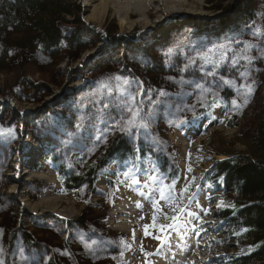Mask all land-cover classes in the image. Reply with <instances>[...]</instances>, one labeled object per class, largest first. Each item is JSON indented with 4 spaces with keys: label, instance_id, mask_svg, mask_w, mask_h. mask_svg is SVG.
Instances as JSON below:
<instances>
[{
    "label": "rangeland",
    "instance_id": "374dc122",
    "mask_svg": "<svg viewBox=\"0 0 264 264\" xmlns=\"http://www.w3.org/2000/svg\"><path fill=\"white\" fill-rule=\"evenodd\" d=\"M90 1L66 0L70 14L60 17L61 32L66 37L78 38L80 44L78 48L70 50L66 43H62L55 51L44 52L40 47L30 45L29 39H26L24 34H17L10 30L6 39L5 35L0 36V62L3 60L2 65L0 64V112L12 114L13 106L17 107L22 104L20 126L29 132L20 141L25 145L31 140L33 143L31 153L37 155L30 162L23 161L20 165L18 164L23 172L27 164L38 163V171L29 176L35 175L36 177L33 181L31 180V184L23 177L21 189L37 192L40 186L39 181L36 180H39V175H43L42 177H47L53 182L54 188L58 191L57 195L51 197L63 198L70 205L69 208L60 209L65 216L60 213L59 217L47 219L44 216L30 214L31 217L27 218V221L25 219L24 222L22 220L13 222L7 219L10 208L0 211V225H3V232L0 233V246L4 249L0 254V260H3L4 264H51L56 257L64 264H145L144 253H155L159 246V241L153 237L161 233L158 227V229L152 227L154 223L152 217L163 209L161 207L164 201L161 200V205L154 209L152 201L145 199L152 185L150 180L147 185L145 184L148 177L143 169H153L155 161L163 157L170 167L180 172L179 180L175 183L176 200L182 201L183 205L188 204L187 198L181 197V189L185 184L190 183L193 177L195 183L192 186V192L198 194V203L194 202L189 205L190 210L196 213L198 218L186 216L184 219L188 223L183 229L184 234L172 233V235L176 234L179 239H183L194 234L193 231L198 226L204 225L199 231L205 232L203 242L209 241L207 245L211 249V252L203 253L202 260H206L204 264H233L235 258L231 256H236L237 252L229 247L227 222L217 215L219 196L222 192L219 184L214 182L210 170L215 163L228 158L227 155L246 152L249 139L264 118V60L256 62V66L261 70L253 74V78L257 81V89L250 103L243 110L233 109L231 98L236 94L229 86H225L219 92L218 97L214 98L200 95L192 86L181 88L167 79L170 76L179 77L181 75L178 66L183 65L186 56L184 54L172 55L169 59L165 55L171 49L169 36L171 32H184L187 30L186 25L162 28L144 41L142 37L129 35L132 31L127 30L128 36L124 40L121 27L127 26V20L124 17L110 14L100 25L87 21V17L98 8L100 0H96L93 6H90ZM202 1L208 6L219 4L207 13L211 16H220V19L225 21L203 29L208 37L217 38L212 34L216 31H219L223 38L226 34L243 32L245 26L253 21L260 26L264 24V0ZM82 10H84L82 20L77 21L76 16ZM241 38L251 39L248 35H243ZM123 41H125L124 44ZM122 45L128 46V50L137 57L135 64L126 62L113 64V60L121 61L125 56L123 53H117V48ZM99 46H105L106 51L102 54L101 52L96 53ZM163 58L164 62H162ZM56 60L58 63L55 64ZM67 64L72 68L71 72L61 74L59 71L63 70ZM170 64L177 67H169ZM79 65H81V71L78 69ZM32 69L43 75L45 73L48 79L26 76V80L17 83L16 73ZM76 71L82 72L80 78L75 74ZM53 75H56L59 80L62 77L68 80L57 85V80H54ZM199 75L195 73L193 77V74H187L188 77L194 79H198ZM116 76L130 81L143 82L146 94L142 99L145 108L148 107V89L153 90V99L156 95L155 90L161 88L172 93L182 92L183 94L171 98L173 103L171 109L158 113L157 124L153 125L152 129L156 143L150 148L148 142L137 141L140 149L145 148L144 152L148 154L146 158L141 157L142 170L138 177L131 174L128 178L123 175L118 176L117 173H122L129 166L125 163L123 170H120L116 164H112L99 173L93 193L89 184H83L80 193L74 196L63 188L57 172L52 167L51 157L56 156L57 160L70 168L73 173L81 174L90 164L98 160L114 136L121 135L119 132H114L108 135L106 143L103 140L98 142L96 136L100 133L96 131V128H102L106 133L108 131L103 124H98L96 128L90 127L82 130L79 138H73L72 143L67 146L61 143L62 139H65L61 135L62 132L75 131L74 125L82 114L86 111L89 113L94 111L88 101L103 99L108 95L104 86L112 84L114 88L116 87L115 80H110ZM3 86L8 87L10 93L1 91ZM63 90L66 91L65 94H62ZM21 93H26L30 97H23ZM41 94L43 95L40 96ZM213 104L215 106H210ZM192 105H195L194 109ZM53 122L59 126L58 129L53 127ZM0 125L4 128L8 127L5 126L4 120H0ZM125 138L134 148L133 143L127 137ZM26 146L28 149L31 147L28 144ZM6 159L5 149L0 145V161L4 162ZM189 167L192 169L190 172ZM156 174V170L149 173V175ZM137 178L140 181L138 187L131 182L132 179ZM43 181L45 180L40 182ZM196 185L199 187L197 188ZM101 189L104 191L103 194H100ZM6 192V195L10 197L9 189ZM46 192L42 197L47 196ZM120 195L133 207L134 215L131 219L135 223L133 227L137 234L135 238L125 236L126 241L120 246H114L111 241V246L109 242H106L101 226L106 224L113 228L117 224V217L112 218L108 215L113 211L116 203H120ZM40 196L29 194L25 197H16L23 201L26 198L34 199ZM141 199L147 202L143 211L137 207ZM153 199H158V192L153 193ZM99 200L102 201L101 206L90 208L89 201L94 203ZM141 211L142 214H140ZM103 213L107 216H103ZM82 217L85 220L82 226L69 224L74 219ZM136 221L139 224H136ZM50 222L55 228L63 227L64 231L55 233L56 229H50L47 226ZM145 225L149 226L147 230L150 234L147 236L144 234ZM81 234L84 239H81ZM96 235L99 236L98 243L104 250L99 252V258L86 256L85 241L96 240ZM54 237L55 240H53ZM127 240L136 245L135 250L129 248ZM142 247L144 251H141ZM171 247L165 248L162 255L150 256L147 259L152 264H172L174 255L168 256ZM20 249H23L24 256L28 260L19 258Z\"/></svg>",
    "mask_w": 264,
    "mask_h": 264
},
{
    "label": "snow or ice",
    "instance_id": "6c2138e0",
    "mask_svg": "<svg viewBox=\"0 0 264 264\" xmlns=\"http://www.w3.org/2000/svg\"><path fill=\"white\" fill-rule=\"evenodd\" d=\"M243 35H248L251 39H242ZM195 52L194 55H186L184 57L183 65L178 66L181 75L179 77H167L169 81L180 86H192L196 89L200 95L218 97L219 92L229 86L231 90L236 94L231 98V106L233 109L243 110L248 106L251 98L255 94L257 89V81L253 78V74L259 72L261 69L256 66L257 61L264 60V29L260 25H257L254 21L249 22L245 26V30L239 33L226 34L222 41L218 40L215 43L207 42L193 46ZM255 53V54H254ZM11 54V53H9ZM169 59L174 55V50L169 49L165 54ZM169 67H177L176 65H169ZM199 73V78L194 79L188 77L187 74ZM235 73V75H232ZM115 80L116 87L112 84L104 86V90L108 95L104 96L103 99L90 100L88 103L92 106L94 111L91 113L84 112L78 122L74 125L75 131L69 132L65 130L61 133V143L67 146L72 143L73 138H79L82 130L88 128H96V125L103 124L104 128L107 129V133L102 128H96V131L100 135L96 136V140L99 142L103 140L107 142L108 135L114 132H119L122 136L127 137L134 145L133 152L136 155L130 156L125 163L129 166L122 173L117 175H123L128 178L129 175L139 176L141 172V157L138 153L141 151L137 145V141H145L149 143V146L156 143L153 139V125L155 124L158 113L162 110L171 109L173 107L172 97L181 96L182 92L172 93L163 88L155 90V98L152 97V89L147 90L148 96V107H144V100L142 97L145 96V90L143 89V82L138 80H127L122 77L116 76L110 78ZM237 81L239 83L237 84ZM121 88L123 89L121 91ZM201 103V101H198ZM210 106H215L210 105ZM193 109L195 105L191 106ZM53 127L58 129V125L53 122ZM16 130L13 126L4 128L0 126V137L7 139L16 138ZM154 151V148H152ZM148 180L145 181L147 185L149 180L151 181V187L148 190L145 199L152 201L153 208H157L159 202L163 200L169 205L170 211L176 214L169 216L161 210V214L164 219H169L172 222L169 224H160L159 232L161 235L154 236V239L159 241V246L155 253L145 252V264H152L147 258L150 256H160L163 254L164 249L170 247L172 233L183 235V229L187 225L186 216L198 218L196 213L190 210L189 205L196 202L198 203V194L192 192V186L195 183V178L188 184H185L184 188L181 189V197H186L188 204H174L176 200L175 196V179L169 184H165L164 181L167 179L163 175H149L155 171V169H143ZM188 171H192L191 167ZM132 184L139 186V179H132ZM198 188L199 186L196 185ZM158 192V199H153V193ZM141 194L144 195L143 191ZM223 206V202H221ZM137 207L142 208L141 204H137ZM234 207V205H231ZM205 212L207 210H204ZM153 225L156 227L155 220L156 216L152 217ZM145 236L149 235L148 225H145ZM242 231H247L243 229ZM3 229H0V233ZM199 235V232L196 233ZM235 234V233H234ZM133 238L135 233L133 232ZM81 239H84L81 234ZM103 243V242H101ZM127 246V245H126ZM104 250L98 244L95 239H89L85 241L84 251L86 256L99 258V252ZM4 251L3 247L0 246V254ZM143 250V247L141 248ZM71 255V253H68ZM122 255V253H121ZM19 258L21 260H28L24 256L23 249L19 250ZM115 259V257H112ZM0 264H4L3 260H0Z\"/></svg>",
    "mask_w": 264,
    "mask_h": 264
},
{
    "label": "bare ground",
    "instance_id": "6f19581e",
    "mask_svg": "<svg viewBox=\"0 0 264 264\" xmlns=\"http://www.w3.org/2000/svg\"><path fill=\"white\" fill-rule=\"evenodd\" d=\"M90 2V6H93V4H95L97 1L91 0ZM98 4V8L93 10L91 15L87 17V21L100 25L107 17H109L110 14L124 17L127 20V26L125 25L121 27V33L123 34L124 40H126V37L128 36L126 32L127 30L132 31L129 35H133L134 37L139 36V38L142 37V41H144L148 39V36L152 37L155 34L154 32L162 28H173L180 24L186 25L187 30L184 32H171L169 36L168 41L171 43L170 47L174 50V55H194V45L207 42L215 43L218 40L222 41L224 39L219 31L212 33L217 38L208 37L203 32V29L208 28L209 26L218 25L225 22L222 20V18L220 19V16H211L209 13H207V11L215 9L219 4L208 6L202 0H100ZM83 12L84 10H82L80 14H77V21L82 20ZM261 27L264 29L263 23L261 24ZM122 43L124 44L125 41ZM128 49V46L124 45L117 48V53H123L125 56L121 61L113 60V64H118L120 62L135 64L138 59ZM105 51V46H99L96 49V53L101 52L102 54ZM164 61L165 60L163 58L162 62ZM68 62L70 61L68 60ZM56 63H58V60L55 61V64ZM78 69L81 71V65H79ZM71 70L72 68H70L69 64H67V66L59 72L61 74H65L71 72ZM82 72L79 73L76 71L75 74H77L78 78H80L82 76ZM26 76H32L34 78L44 80L48 79L45 73L43 75L35 71V69H32L31 71L27 72L16 73L17 83L21 82L22 80L24 81V79L26 80ZM53 78L54 80H57V85H60L62 82L68 80V78L67 80L63 79V77L59 80L57 79L58 77L56 75H53ZM1 91L10 93V89L6 86H3ZM65 93L66 91L63 90L62 94ZM21 95L26 98L30 97V95L26 93H21ZM42 95L43 94L40 96ZM13 107L14 109L12 114H2V112H0V120L5 121V126L9 127L11 125L16 130L15 139L0 137V145L3 146L7 155V159L4 162L0 161V211H5L6 209L10 208L11 210L7 216V219H11L10 221L13 222L17 220H22L24 222L25 219L27 221V218L31 217L30 214L40 217L44 216L47 219L59 217V214L63 213L60 211V209L69 208L70 205H68V203H66L63 198L51 197L52 195H57L58 191L54 188L53 182L47 179V177H42L43 175H39V180L36 181H39L38 183L40 188L37 192H32L29 189H21V180L23 177H25V180L28 183L30 182V184L36 177L35 175L29 177L31 175L30 173L32 167L30 168L28 164L23 172L22 168L19 167L20 163L23 161L30 162L34 158V155L31 153L33 143L30 140V142L25 143V145L21 144L20 139L29 131H27V129L23 130L20 126V117L23 112L22 104L17 105V107ZM156 124L157 123L155 121L154 125ZM82 134L84 133L82 132ZM26 144L30 145L31 147L28 149ZM89 144L90 143H88V145ZM41 180L45 181L40 182ZM7 189H9L10 197L6 195ZM45 191H47L45 193L47 196L42 197ZM99 191H101L100 194H103L104 192L102 189ZM29 194L30 196H36L37 194L41 196L37 198L35 197L34 199L26 198L23 201L18 200L16 197H25L29 196ZM119 200L120 203H118V205H116L113 211L108 215L112 218L118 217L120 219L119 223L113 228L106 226V224L103 225L104 223H101L103 226L100 225L106 242H109V245L111 246V241H113L114 246L123 245L124 241L126 240L125 236L128 235L132 223L134 222L131 219V217L134 215L131 205L129 203H127L129 206L124 205V201L126 200L122 198L121 195L119 196ZM101 203L102 201L100 200L94 203L89 201V206L90 208H94L95 206H101ZM62 215H64V213ZM103 216L107 215L103 213ZM51 224L52 223L50 222L47 224V226L50 229H56L55 233L64 231L63 227L55 228V226ZM98 224H100V220H98ZM203 226L204 225L198 226L193 231L194 234L183 239L180 238L171 243L172 247L170 248L168 256L170 254L174 255V261L172 264H204L206 262V260H202L203 253L205 251L211 252V249H209L207 243L203 242V239L205 238V232L199 231ZM0 229H3V225H0ZM197 232H199V235L196 234ZM55 239L56 238L54 237L53 240ZM96 240L99 242L98 235H96ZM72 249H74V247ZM64 252L67 254L66 251Z\"/></svg>",
    "mask_w": 264,
    "mask_h": 264
},
{
    "label": "trees",
    "instance_id": "16d2710c",
    "mask_svg": "<svg viewBox=\"0 0 264 264\" xmlns=\"http://www.w3.org/2000/svg\"><path fill=\"white\" fill-rule=\"evenodd\" d=\"M65 1L0 0V36L5 35L6 39L10 30L24 34L30 45L38 46L44 52L55 51L62 43H66L70 50L78 48V38L66 37L59 28V23L62 22L60 17L70 14ZM144 149L141 148L138 153L142 158L148 155ZM132 155L136 154L130 142L124 136L117 135L108 142L106 150L98 160L81 174L73 173L70 168L60 163L56 156L51 158L52 167L65 191L77 196L83 184H89L93 193L101 171L112 164L123 170L125 161ZM227 156L228 158L213 165L210 174L214 182L221 187L217 215L227 222L229 247L237 252L236 256H231L235 258L232 263L264 264V118L249 139L246 152ZM154 168L157 176L163 175L167 178L165 184H169L173 179L176 182L179 180V170L170 167L163 157L155 161ZM172 203L183 204L179 200ZM161 208L169 216L176 214L170 211L165 202ZM155 216L156 228H159L160 224L172 222L164 219L161 210ZM69 224L82 226L85 224L84 217L74 219ZM243 229L247 231H242ZM51 264L64 263L55 257Z\"/></svg>",
    "mask_w": 264,
    "mask_h": 264
}]
</instances>
